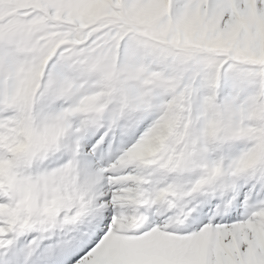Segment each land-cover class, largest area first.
<instances>
[{
    "label": "snow or ice",
    "instance_id": "obj_1",
    "mask_svg": "<svg viewBox=\"0 0 264 264\" xmlns=\"http://www.w3.org/2000/svg\"><path fill=\"white\" fill-rule=\"evenodd\" d=\"M0 264H264V0H0Z\"/></svg>",
    "mask_w": 264,
    "mask_h": 264
}]
</instances>
